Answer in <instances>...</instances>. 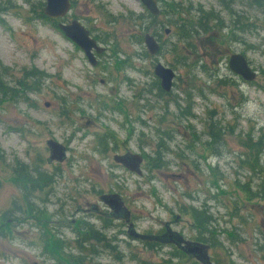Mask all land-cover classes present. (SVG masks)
Masks as SVG:
<instances>
[{
    "label": "rangeland",
    "instance_id": "obj_1",
    "mask_svg": "<svg viewBox=\"0 0 264 264\" xmlns=\"http://www.w3.org/2000/svg\"><path fill=\"white\" fill-rule=\"evenodd\" d=\"M157 1L166 13L134 24L119 17L147 13L138 0H71L62 22L79 21L105 49L92 67L57 24L38 18L36 0H0V10L12 7L0 13L5 80H20L32 68L45 75L28 101L0 103V215L7 216L0 221V264H70L80 256L84 264H201L170 258L174 245L150 248L131 238L128 223L117 219L96 253L77 251V227L67 222L90 219L102 231L97 212L108 209L99 196L112 193L122 198L137 233L161 235L168 226L190 242L196 231L188 213L204 204L220 233L217 247L206 244L210 262L264 264V172H250L252 153L245 148L264 140V13L254 0H232L239 28L193 37L183 54L171 33L160 32L172 20V4L179 19L196 10H214L226 24L229 19L219 0ZM145 27L161 34L158 55L146 51ZM235 53L256 72L253 82L229 70ZM156 63L176 74L168 93L153 73ZM211 133H220V145L214 147ZM49 139L67 147L62 163L47 164ZM126 150L142 155L141 176L113 163ZM16 162L53 176L48 187L25 186L42 214L17 213L23 196L11 177ZM260 164L264 168V156ZM53 236L66 245L61 260L44 249ZM107 241L112 251L102 248Z\"/></svg>",
    "mask_w": 264,
    "mask_h": 264
},
{
    "label": "trees",
    "instance_id": "obj_2",
    "mask_svg": "<svg viewBox=\"0 0 264 264\" xmlns=\"http://www.w3.org/2000/svg\"><path fill=\"white\" fill-rule=\"evenodd\" d=\"M26 3L29 4L30 0H25ZM232 0H219L218 3L225 11L229 22L226 24L225 20H223L218 12L214 10H196L194 15H191L189 18H177V16L181 15L180 10L174 6L173 4L170 6L172 11H168L172 15V20L168 21L166 26L169 27L171 35L176 38L177 43L180 45V52L183 54L189 53L187 47L189 46L190 49V40L194 37L193 40L201 39L202 37H206V35H210L214 31H218L219 29H223L224 27L227 28H239V17H236V13L231 8ZM256 5V9L259 10L261 13H264V0H254L253 1ZM72 4V3H71ZM36 7L38 8V18L43 19L46 22L53 23L56 26V22L53 20L46 19L42 13V9L44 7L43 0H36ZM32 7V6H31ZM72 7V6H71ZM12 7H5L0 10V13L11 9ZM32 11V10H31ZM166 13V11L161 10L160 14ZM148 18L154 20V17L150 15L148 12L145 14H136L134 12H126L124 15H120L119 19H124L128 22H133L134 24L140 23L142 24L144 20H148ZM235 20V21H234ZM166 26H163L164 28ZM161 28L160 32H163L164 28ZM145 31L147 33V27H145ZM154 35L160 45V51L163 50V43L160 42L161 34L158 32L150 33ZM140 38V37H139ZM141 40V38H140ZM194 55V53L192 54ZM7 68H5L0 63V103L1 102H11V103H18V102H26L28 101V96L30 93H38L39 85L41 84L42 80L45 78L43 72L32 68L31 70H25L24 76L20 80H16L15 82H7L5 80V73ZM10 83H12L10 85ZM158 88V87H157ZM159 89V88H158ZM159 93H161L159 91ZM193 118L194 116H190ZM222 133V132H221ZM211 139L214 140V147L221 144L222 136L220 133H211ZM212 142H210L209 147L212 148ZM245 148L248 149L252 153V161L250 162V172L253 173H263L264 168L261 166V157L264 156V140L263 138H257L256 141L250 142L248 145H245ZM105 149H107L105 147ZM215 149V148H214ZM159 151H156L155 157L153 159L154 163L158 162L154 167L162 166L161 163V154L157 156ZM11 177L14 180V185H17L18 191H20L21 197L20 202L23 203V207L16 206L17 213L21 215L28 209L32 213H40L42 214L38 208H36L31 198H29L28 189L25 186H30L32 190L38 189L36 187L41 186L40 184H44L47 187L50 185L48 182H52L53 176H50L45 171H41L39 168L33 169L31 171L28 170L27 165H24L20 162H16L11 168ZM45 186V187H46ZM43 187V186H41ZM263 187V185H261ZM264 196V191L261 193ZM192 219V228L196 231V237L194 241H197L202 244H208L210 247H217L219 245L217 241V237L220 233H218L217 229L214 226V219L212 214H210L208 208L203 204L200 208H192L191 211L188 213ZM33 217V216H32ZM7 216L0 215V221L6 222ZM111 219V217H110ZM113 219V218H112ZM104 223V230H109L112 225L108 220H103ZM78 231L83 238L82 240L77 242V251L83 252L85 250L91 251L92 253H96V248L99 247L98 245L103 242L105 239L104 236L100 235L96 232L92 225L88 224H80L78 226ZM100 236V237H99ZM148 244V247H155L161 248L162 243L155 242V241H148V240H141ZM99 242V243H98ZM93 243V244H90ZM47 246H44V249L52 254L56 255L61 260V255L65 251V244H63L60 240L56 239L54 236L52 240L46 243ZM103 249H108L112 251V247L110 246V242L107 241V244L102 247ZM170 258H183L187 257L183 253H181L177 248L174 247V250L169 253ZM74 257V256H73ZM114 259L119 262L121 261V257L118 255H114ZM59 261V260H58ZM86 261L85 257H74L70 260V264H84Z\"/></svg>",
    "mask_w": 264,
    "mask_h": 264
},
{
    "label": "water",
    "instance_id": "obj_3",
    "mask_svg": "<svg viewBox=\"0 0 264 264\" xmlns=\"http://www.w3.org/2000/svg\"><path fill=\"white\" fill-rule=\"evenodd\" d=\"M138 1L153 17H158L160 15L161 10L157 0ZM43 2L44 7L42 9V13L44 17L49 20H64L71 9L70 0H43ZM57 28L67 40L71 41L84 53L92 66L96 65L93 52L101 54L105 51V49L99 46L97 42L91 38L90 32L82 24H80L79 21L71 20L66 23L60 22L57 24ZM163 32L166 36L170 34V30L168 28H165ZM143 44L149 55H158L160 45L154 35L150 33L144 34ZM228 68L233 74L246 82H253L256 79V72L251 69L248 61L242 54L235 53L230 55ZM153 73L158 79H160L161 89L165 92H169L172 88V83L176 75L175 72L171 68L157 63L154 66ZM45 145L49 151V157L46 160L47 163H62L66 159L67 150L61 143L53 139H49L46 141ZM113 160L114 162L122 165L129 172L135 173L138 176L142 175L140 167L143 163L142 155L127 152L124 155L114 156ZM99 200L107 207L109 217L122 219L128 223V235L131 238L155 241L162 244L172 243L185 254L193 256L201 264H212L209 260L208 247L206 244L186 241L179 233L173 232L170 229H167L166 232L161 235H142L137 233L130 223V212L118 194H102L99 196ZM73 222L74 221H71L69 223L72 224Z\"/></svg>",
    "mask_w": 264,
    "mask_h": 264
},
{
    "label": "flooded vegetation",
    "instance_id": "obj_4",
    "mask_svg": "<svg viewBox=\"0 0 264 264\" xmlns=\"http://www.w3.org/2000/svg\"><path fill=\"white\" fill-rule=\"evenodd\" d=\"M65 20V19H64ZM63 20H56L55 22H56V24H58V23H60V22H62ZM66 22H68L67 20L64 22V23H66ZM63 23V22H62ZM90 36H91V34H90ZM91 38L93 39V37L91 36ZM96 41V40H95ZM97 42V41H96ZM105 52V51H104ZM104 52L103 53H101V54H97V53H95V52H93V56H94V59H95V61H96V65L95 66H92L90 63H89V61H88V58L85 56V58H86V60H87V62L92 66V67H97V66H99L100 65V62L98 61V59H99V56H101L102 54H104ZM157 64V63H156ZM154 69V68H153ZM156 77V76H155ZM157 78V77H156ZM157 80H158V84H159V87H160V89H161V86H160V79H158L157 78ZM161 91H163L162 89H161ZM163 92H165V91H163ZM166 93H168V92H166ZM63 145V144H62ZM64 146V145H63ZM65 148H66V150H67V147L66 146H64ZM48 150V149H47ZM128 151L126 150V153H127ZM48 153H49V151H48ZM126 153H124V154H126ZM130 153V152H129ZM124 154H120V155H124ZM117 155H119V154H115L114 156H117ZM119 155V156H120ZM114 156L112 157V160H113V158H114ZM47 160V159H46ZM53 163L54 162H52V163H47L48 165H53ZM113 163L115 164V165H117V166H121V167H123L122 165H120V164H118V163H116V162H114V160H113ZM143 164V163H142ZM141 164V165H142ZM141 167V166H140ZM124 168V167H123ZM125 169V168H124ZM112 194H116V193H112ZM120 196V195H119ZM122 199V198H121ZM93 210H95V208H92L91 209V211L93 212ZM78 212H80V211H78ZM83 213H86L87 214V212H83ZM96 213V212H95ZM97 213H99V215L96 217V220L97 221H100V223H101V225H100V229L102 228L103 230L102 231H100V232H98L100 235H102L103 236V231H105L104 230V227H103V225H104V219L105 220H108L110 223H113V221H116V219H110V217L108 216V214H109V211L108 210H105L104 212H97ZM130 219H131V217H130ZM117 220H122V219H117ZM74 222L72 223V224H70L69 222H67V223H69L70 224V226L75 230V228L77 227V229L75 230V234H76V236H77V240H76V243L78 242V241H80V240H82L83 238L81 237V235H80V233H79V231H78V226L80 225V224H88V223H90V219L88 220V221H81V222H79L77 219H74L73 220ZM123 221V220H122ZM123 222H125V221H123ZM59 225H65L66 224V221H60V222H57ZM126 223V222H125ZM130 223H131V221H130ZM127 224V223H126ZM132 224V223H131ZM90 225H92V224H90ZM93 226V225H92ZM132 226H133V224H132ZM127 227H128V224H127ZM168 229V226H165V230H164V232H163V234L166 232V230ZM192 242H197V241H192ZM199 243V242H198ZM167 244H171V245H174V244H172V243H167ZM99 246V245H98ZM175 246V245H174ZM176 247V246H175ZM177 248V247H176ZM178 249V248H177ZM179 250V249H178ZM181 253H183L184 255H186L187 257H192L193 259H195L193 256H191V255H187V254H185L184 252H182L181 250H179Z\"/></svg>",
    "mask_w": 264,
    "mask_h": 264
},
{
    "label": "bare ground",
    "instance_id": "obj_5",
    "mask_svg": "<svg viewBox=\"0 0 264 264\" xmlns=\"http://www.w3.org/2000/svg\"><path fill=\"white\" fill-rule=\"evenodd\" d=\"M165 29V28H164ZM169 29V28H168Z\"/></svg>",
    "mask_w": 264,
    "mask_h": 264
}]
</instances>
